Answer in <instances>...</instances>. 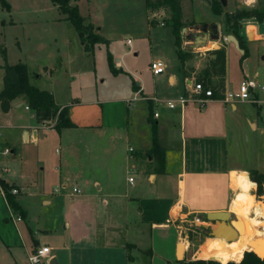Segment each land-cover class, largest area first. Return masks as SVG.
<instances>
[{
    "label": "crops",
    "instance_id": "crops-1",
    "mask_svg": "<svg viewBox=\"0 0 264 264\" xmlns=\"http://www.w3.org/2000/svg\"><path fill=\"white\" fill-rule=\"evenodd\" d=\"M9 4L8 11L5 10L7 13H11L12 4ZM50 5L51 10L57 9L52 3ZM52 12L53 15L39 20L50 31L34 44L33 49H30L29 34L23 37L22 45L19 37L14 36L19 54L13 58L9 56L8 48L0 43L6 50L5 59L0 52V90L4 85L3 66L23 62L27 65L31 83L39 89L49 90L60 107L66 105L73 124L56 130L53 128L55 120L37 122L35 113L23 97L15 98L7 112H3L0 106V179L10 184L11 190L17 189L15 200L25 211V218L13 214L0 186V212L5 215L6 224L12 221L14 228L10 233L4 228L0 231L1 252L6 263L30 264L28 258L32 250L39 246L50 247V260L53 259L54 264H181L201 258L194 252L186 257L188 248L178 226L183 225L186 216L203 217L210 211L224 210L233 216L232 200L237 195L234 190L236 184L232 182L233 173L244 172L250 181V172L264 173V97L260 98L259 92L255 91L253 96L261 103L223 100L225 91L234 92L238 88L229 74L231 59L238 62L241 59L234 53L235 45L223 43L221 39L208 41L211 48L216 44L225 48L226 76L223 88L213 90V97L201 95L205 100L203 103L191 100L183 108L169 109L161 105L160 110L149 98L156 95L164 100L169 97L155 88H147L139 76L137 87L133 86L132 92L138 93L139 100L145 101L150 110L146 129L141 133L133 127L131 110L127 106H124L122 116H111L108 111L105 112L104 102L100 100H97L101 103L100 108L95 109L93 104L89 108L84 106L79 98L58 94L60 79L56 74L59 71L54 68V59L66 57L68 50H73V44L69 34L56 31L61 30L63 22H66L62 20L61 12H56V15L55 10ZM154 13L157 16L163 14ZM10 16L0 21V34L1 26L17 24ZM154 22L155 19L151 24ZM221 27L220 23V30ZM239 34L248 52L247 67L240 71L239 84L246 77L253 78L263 91L264 73L261 68L264 57L258 56V51L261 43L264 44V23L244 26ZM164 35L166 48L155 52L151 49L149 63L153 59L164 62L163 74L174 88V99L187 93L189 80L197 79L199 71L207 65V58L203 53L199 58L192 55L181 64L172 28L169 27ZM75 36V40L80 39L77 31ZM26 39L29 46L24 43ZM184 41L186 43L182 48L187 52L192 53L189 48L193 52H202L200 48L210 51L208 45L194 49L187 38ZM80 43L83 50L84 44ZM74 44L75 53L80 54L76 41ZM132 47L131 42L129 48ZM133 52L137 54L138 51L135 49ZM114 60V68L118 71L112 73L110 69L112 76L126 72L129 77L132 76L127 69L123 72L122 57ZM163 74L154 77L161 78ZM217 78L212 77L214 86ZM155 82L157 84L158 80ZM252 104L258 105L257 109L251 108ZM155 111L159 112L157 118L153 116ZM154 130L162 151L152 150ZM52 134L56 135L57 144L54 161L51 162L54 174L50 172L51 176L45 177L43 173L49 165V156L46 148L43 152L39 144ZM248 145L252 146L253 154H257V161L247 159ZM2 155L16 159L18 168L13 172L15 178L10 175L12 172L8 166L3 164ZM155 159L165 163L177 160L180 167L176 172L166 171L165 166L156 170L153 166ZM242 159L245 163L240 164ZM128 163L136 172V177L129 175ZM48 178L54 184L53 191L47 187ZM129 178L133 181L130 182ZM251 182V189H254L255 182ZM74 188L78 191L75 192ZM25 196L40 199L43 204L52 207L50 227L28 226L31 239L26 237L19 225L30 218L21 200ZM252 214L253 211L250 212ZM206 222L219 228L218 223ZM43 236H48L49 240L42 241ZM211 240H215L214 243L211 241L203 246L204 251L213 244L207 257H225L226 252L214 254L223 243L217 245L218 238ZM178 244L182 259L177 257ZM234 249L226 260L234 261L231 258Z\"/></svg>",
    "mask_w": 264,
    "mask_h": 264
},
{
    "label": "rangeland",
    "instance_id": "rangeland-1",
    "mask_svg": "<svg viewBox=\"0 0 264 264\" xmlns=\"http://www.w3.org/2000/svg\"><path fill=\"white\" fill-rule=\"evenodd\" d=\"M216 1L222 8V14L220 15H214L211 10V6L208 5L204 0L182 1L183 21L189 24L187 26V30L181 31V40L183 41L182 47L186 43L184 41L186 40V31L189 32L190 29H192L191 27L198 25L201 26L203 23H208L210 26H214L215 22H219L222 25V42L231 44L224 40V37L227 34H231L227 32V30H224L227 25V22H225L226 14L232 15V13L237 9H249L252 7L260 8L264 5V0H254V3L251 5L247 4L245 0H225L226 6L222 5L221 0ZM9 2L12 4L11 13H7L5 9L1 10L0 7V21L3 20V18L8 19L11 14L10 17L17 21V24L7 25L5 27L1 26L2 33L0 34V43L3 44L6 49L8 48L9 56L13 58L15 57V54H19L18 45L15 42L14 36L19 37L20 45H22V41H24L23 37L27 34L31 35V42L29 45L30 49H33L34 44L41 40V37L47 36L46 34H48L50 31L49 27L42 25L39 20L49 15H53L52 10H55V15L56 12L59 13L60 11L56 8L52 10L49 8L51 6L50 0H9ZM72 3L78 5L81 14L86 18L85 21L95 26V30H97L100 35H103V37L107 39L105 42L96 43L92 51L87 52L84 49H80L79 45L81 44V41L78 38L75 40L76 30L74 26H72L70 22L64 18V15L60 13L62 20L66 22H63L64 26L62 25L61 30L56 31L58 33L63 32L64 34H69L72 37L71 42L73 44V50H68L69 53L66 57H56L54 59V68L56 71H59L56 74H59L58 77L60 79L57 87L58 94L60 96L63 95L69 97L71 95L72 97L79 98L82 104L88 108L92 104V107L95 109L100 108L101 103H98L97 101L100 100L104 102L105 112L108 111L111 116H122L124 112V106H127L131 110L133 127L136 128L138 132L143 133L144 128L146 129V118L149 116L150 110H148V106L145 101L136 100L132 101L131 104L128 105L126 98L131 99L133 97V86L137 85L139 80L138 77L140 76L147 88H155L158 90L157 92L169 97L166 99H173L172 94L174 88L168 83L165 74H163L161 78H155L151 75L150 68L148 67L151 49L153 52H155V50H163L166 48L167 41L165 37L166 35H164V33L169 31V27L172 28V26L167 25L168 27H162L159 22L164 23V19L168 16V14L163 12V14L158 13L160 16H157L156 13L149 10L151 12L150 13L147 10V7H145V0H73ZM152 14L155 15L153 16ZM154 19L155 22L152 25L151 21ZM190 22H193L194 24H191ZM240 22L241 25L239 27V32L244 28V26L255 24L259 21H257L254 17H250L249 19H244ZM261 23H264V20ZM127 40L133 43L132 49H130L127 45ZM75 41L77 43V47L80 50V54H76L74 51L76 45L74 44ZM28 42V39H26L24 43L28 45ZM48 48L49 47H46V49ZM135 49L138 51L137 54H134L133 52ZM200 49H202V52H200V50L199 52H193V49L189 48V50L192 51L193 57L199 58L200 54L203 53V56H205L208 61L209 49ZM211 49L213 48L210 47V50ZM108 53L112 54L111 56H113V60L116 57H122V60L124 61L123 72H126L125 69H127L128 72H132L134 79L132 76L129 77L127 72L116 77L114 75L112 76L107 60ZM234 53L242 59V54L237 49L234 50ZM39 56H41V54H39ZM258 56H261V58L264 57V44L262 43L260 45V51H258ZM241 59L240 62L231 59L229 65L230 78L231 80H234L236 86H239L241 77L240 71L245 70L247 67H244V61L246 59L243 62H241ZM250 72L251 71L249 70V73ZM261 72L264 73V65L261 68ZM251 77H253L252 73ZM155 80H158L157 84ZM159 80L161 81L159 82ZM257 91L259 92V97L263 98L264 90ZM161 105L162 104L159 105V109ZM250 107L257 109L258 105L256 106L255 104H252ZM54 133H56V131ZM39 146L42 148L41 150H43V152L44 148L47 150V154L49 156V165H47L45 161L47 167L43 174H45V177H47V175L50 177L51 173L54 174V170L52 168L53 164H51V162L54 161L55 148L57 146L56 135L52 134L51 136H47L40 142ZM248 147L249 150H246L248 152H246V156L248 157L247 159H251V161H257V154H253L252 146L248 145ZM25 155H28L27 151H25ZM2 158L4 161L3 164L8 166L10 172H12L10 175L15 178L13 172L18 168L16 159H11V156L6 155H2ZM242 162L245 163V160L242 159L240 164H242ZM153 166L156 168V170L165 166L166 171L176 172L180 167V162L173 160V162L167 161V163H165L155 159ZM127 170L129 171L130 176L136 177V172L130 167V163H128ZM48 179L49 183L47 187H49V190L53 191L52 186L54 184L51 182L50 178ZM248 179L249 178L246 175H233L232 182H235L236 184L234 186V190H236L235 194H237L239 191L252 194L255 203V211L262 210L264 209V204H257V201L263 200L261 196H263L264 193V185L262 187V192L258 190L256 183H254V186L256 187L251 189L253 184H251L252 182L247 181ZM233 197L232 203L234 204L237 199L236 195ZM21 200L27 208L30 218H28L26 221L20 222L19 225L21 226L26 237L31 239L28 226L32 228L50 227L52 221H49V218H51L50 208L52 207L50 205L47 206L43 204L40 199H35L31 196H25ZM4 216V213L0 212V231H2L3 228L8 232L13 231L14 228L12 221L6 224L7 219H5ZM31 217H34V219ZM248 217L250 216L248 215ZM234 218L235 213L230 219ZM214 228L216 227H214L213 224L210 225L209 222H206L203 225L196 226L195 232H189V241L192 244L190 245L191 249L186 253V257L190 254L192 256V253L194 252L197 254V256L201 257H192L195 260L213 259L207 257L213 244L204 250L205 254L203 251V246L204 244L211 242V239L219 238L214 236V230H211ZM43 240L48 241L49 237L43 236L42 241ZM224 240L228 241L225 238ZM213 241L212 243H214ZM1 247L2 246L0 245V264H7L1 252ZM231 250L232 249L229 247L221 245L217 251L214 252V254L226 252V258ZM228 259L230 258L228 257Z\"/></svg>",
    "mask_w": 264,
    "mask_h": 264
},
{
    "label": "trees",
    "instance_id": "trees-1",
    "mask_svg": "<svg viewBox=\"0 0 264 264\" xmlns=\"http://www.w3.org/2000/svg\"><path fill=\"white\" fill-rule=\"evenodd\" d=\"M51 3L57 7V9L64 15V18L68 20L72 26H74L81 42L84 44V49L89 52L92 51L95 44L99 42H105L106 39L95 30V26L86 22V18L81 14L78 5L72 3L73 0H50ZM183 0H145V7L152 12H166L168 16L164 19V24L171 25L173 35L175 37V44L177 48V57L180 59L181 64L188 58L192 57V53L185 51L182 48L181 31L189 24L183 21ZM211 1V10L213 14H222V8L216 0ZM0 6L8 11L10 8L7 0H0ZM254 17L257 21L262 22L264 20V5L260 8L252 7L249 9H237L232 15L226 14L227 32L234 35L240 41V47L244 50L242 56V62L248 57L247 49L244 46L243 39L239 35V27L241 20ZM152 22V21H151ZM194 24L193 22H190ZM0 52L3 58H6L5 48L0 46ZM208 61L205 68L199 71L197 81H203L206 88H212L215 91H219L224 86L225 69H226V52L225 48L221 47L216 50L208 51ZM107 60L111 72H117L114 68V63L111 55L107 54ZM4 85L0 90V106L3 112H7L10 109L11 102L18 97H23L27 106L33 110L36 116V120L39 123H46L51 120H55L53 128L60 130L63 127L72 126V122L68 116V108L66 105L60 107L56 104L52 93L45 89H39L33 85L29 79V71L27 65L23 62H17L13 64L6 63L4 66ZM216 76L217 84L214 86L212 83V77ZM155 130L153 131V134ZM154 149L162 148L158 145L157 139L153 137ZM151 154V150L149 151ZM251 181L257 184L258 190L262 192L264 185V173L253 171L249 173ZM251 182L249 179L247 180ZM0 186L3 188L5 200L13 214H17L20 217L25 216V211L21 209L20 204L15 200V194L11 193L12 186L0 179ZM257 204H260L257 201ZM25 218V217H24ZM255 236H264V234L252 235V237L240 236L239 243L237 240L228 242V247H235L236 251L235 261L226 260L224 256H220L218 259H199L190 260L187 263L181 264H264V258H259L252 251H249V244L254 240ZM243 244V245H240ZM254 245L258 246L256 241ZM256 249V248H255ZM243 255V256H242ZM221 263H220V262ZM238 261V262H236Z\"/></svg>",
    "mask_w": 264,
    "mask_h": 264
},
{
    "label": "built area",
    "instance_id": "built-area-1",
    "mask_svg": "<svg viewBox=\"0 0 264 264\" xmlns=\"http://www.w3.org/2000/svg\"><path fill=\"white\" fill-rule=\"evenodd\" d=\"M162 26H164L163 22H160ZM127 44L130 46L131 41H127ZM149 68L150 72L153 76H159L164 73L165 71V64L162 60L160 59H153L149 63ZM189 88L187 93H184L183 95L179 96L178 98L175 99H161L158 96H151L149 99L153 102L155 106H159L160 104L164 105L165 107L169 109H174L176 107L183 108V106L188 102V101H197L198 103H203L205 100L201 95H204L205 97H213L214 92L212 88H206L204 86L203 81H197L194 78H191L189 80ZM262 90L263 87L253 78H248L246 77L244 80H242L234 92H224V98L223 100L225 102H234V100H247L250 102H256V103H261L259 100L254 98L253 92L257 90ZM135 95L127 100L128 104H131L132 101L139 100L141 97L138 93H134ZM153 116L155 118L159 117V112L155 111L153 113ZM132 150V149H130ZM7 153L9 152L8 150L6 151ZM130 182H132V178L128 179ZM75 192L78 190L76 188L73 189ZM11 193H17V189L13 188L11 190ZM19 220L21 219L20 217L18 218ZM206 223V219L203 218L202 216H193L192 218L186 216L183 225L178 226L179 234L183 238L184 245L185 247L188 248V250L191 248L189 241V232L191 231H196V226L203 225ZM50 258H51V251L50 247L47 246H39L36 247L32 250V253L30 254L28 258V262L30 264H49L50 263Z\"/></svg>",
    "mask_w": 264,
    "mask_h": 264
},
{
    "label": "water",
    "instance_id": "water-1",
    "mask_svg": "<svg viewBox=\"0 0 264 264\" xmlns=\"http://www.w3.org/2000/svg\"><path fill=\"white\" fill-rule=\"evenodd\" d=\"M208 5H211L210 0H204ZM222 5L226 6V1L221 0ZM190 31L186 34V38L191 43V47L194 49H199L200 47L208 45V41H219L221 39V30H220V23L215 22L214 26H210L208 23H203L201 26H195L191 27ZM183 31L186 30V27L182 29ZM224 40L228 43H232L235 45L236 49L243 54L244 50L240 47V41L237 39L234 35L228 34L224 37ZM220 48L218 44H216L213 48V50H216ZM247 66V61H244V67ZM263 200L259 201L260 204H264V193L263 196H261ZM203 218H205L208 221H211L213 223H218L219 228H214L211 230H214V236L215 237H223L227 239L228 241H232L233 239H237L240 235V232L243 231L242 224L237 227L238 218L235 216L234 219L231 218V214L227 211L220 210V211H213V212H207L205 215H203ZM222 227V229H221ZM216 230V231H215ZM257 243L258 246L254 245V243ZM179 244L177 245V247ZM249 251H252L254 254H256L259 258H264V236H255L254 240L251 241L249 244ZM256 248V249H255ZM177 257L178 259H182V257L179 256V247L177 248ZM49 264H54V260H50Z\"/></svg>",
    "mask_w": 264,
    "mask_h": 264
},
{
    "label": "bare ground",
    "instance_id": "bare-ground-1",
    "mask_svg": "<svg viewBox=\"0 0 264 264\" xmlns=\"http://www.w3.org/2000/svg\"><path fill=\"white\" fill-rule=\"evenodd\" d=\"M209 46V45H208ZM236 175H246L244 172H236L234 173ZM256 187V186H255ZM236 201L233 204L232 211L238 216V222L237 227L242 224L243 231L240 232V235L238 236L237 240L239 243L240 236L244 237H252V235L256 234H264V209L255 211V203L253 199V195L250 193H244V192H238L236 195ZM253 211L252 216L250 215V212ZM248 215L250 217H248ZM234 239L232 241H225L223 237L218 238V241L216 242L217 245H224L228 247V242L235 241ZM184 246V245H183ZM184 252V250H183ZM235 255L236 251L233 250V253L231 254V258L235 261ZM179 256L181 257L180 252V245H179ZM220 256L218 255L217 259Z\"/></svg>",
    "mask_w": 264,
    "mask_h": 264
},
{
    "label": "clouds",
    "instance_id": "clouds-1",
    "mask_svg": "<svg viewBox=\"0 0 264 264\" xmlns=\"http://www.w3.org/2000/svg\"><path fill=\"white\" fill-rule=\"evenodd\" d=\"M245 2L249 5H251L252 3H254V0H245Z\"/></svg>",
    "mask_w": 264,
    "mask_h": 264
},
{
    "label": "flooded vegetation",
    "instance_id": "flooded-vegetation-1",
    "mask_svg": "<svg viewBox=\"0 0 264 264\" xmlns=\"http://www.w3.org/2000/svg\"><path fill=\"white\" fill-rule=\"evenodd\" d=\"M230 249H232V248H235V247H229Z\"/></svg>",
    "mask_w": 264,
    "mask_h": 264
}]
</instances>
